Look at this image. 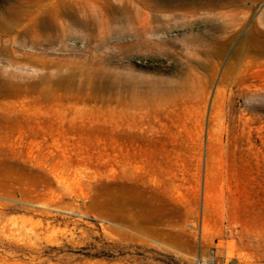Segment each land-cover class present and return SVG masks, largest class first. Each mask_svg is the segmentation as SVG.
Masks as SVG:
<instances>
[{
	"label": "rangeland",
	"instance_id": "obj_1",
	"mask_svg": "<svg viewBox=\"0 0 264 264\" xmlns=\"http://www.w3.org/2000/svg\"><path fill=\"white\" fill-rule=\"evenodd\" d=\"M0 264H264V0H0Z\"/></svg>",
	"mask_w": 264,
	"mask_h": 264
},
{
	"label": "bare ground",
	"instance_id": "obj_2",
	"mask_svg": "<svg viewBox=\"0 0 264 264\" xmlns=\"http://www.w3.org/2000/svg\"><path fill=\"white\" fill-rule=\"evenodd\" d=\"M69 6L71 7V5L69 4ZM70 9H72V7L70 8ZM40 20V19H39ZM86 23V21H84V24Z\"/></svg>",
	"mask_w": 264,
	"mask_h": 264
},
{
	"label": "trees",
	"instance_id": "obj_3",
	"mask_svg": "<svg viewBox=\"0 0 264 264\" xmlns=\"http://www.w3.org/2000/svg\"><path fill=\"white\" fill-rule=\"evenodd\" d=\"M95 255H98V256H99V255H101V254H95Z\"/></svg>",
	"mask_w": 264,
	"mask_h": 264
}]
</instances>
